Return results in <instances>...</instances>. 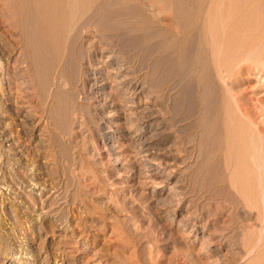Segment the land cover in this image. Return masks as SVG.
I'll use <instances>...</instances> for the list:
<instances>
[{
  "label": "rangeland",
  "instance_id": "rangeland-1",
  "mask_svg": "<svg viewBox=\"0 0 264 264\" xmlns=\"http://www.w3.org/2000/svg\"><path fill=\"white\" fill-rule=\"evenodd\" d=\"M222 1L179 0L183 19L170 11L174 0H121L125 26L103 29L98 16L82 29L76 79L57 88V69L39 78L18 62L19 49L0 53V264H264L262 168L258 198L244 197L232 188L222 145L225 119L235 116L264 140V57L244 59L249 33L264 30V0ZM219 7L228 10L218 45L228 46L220 54L229 62L221 80L210 61L198 62L202 90L187 99V80L167 71L164 55L174 41L187 44L184 20L199 29L204 11ZM29 74L43 90H27ZM18 81L32 120L13 111ZM203 89L232 100L228 112L218 101L207 108ZM36 178L44 189L31 185Z\"/></svg>",
  "mask_w": 264,
  "mask_h": 264
},
{
  "label": "bare ground",
  "instance_id": "bare-ground-1",
  "mask_svg": "<svg viewBox=\"0 0 264 264\" xmlns=\"http://www.w3.org/2000/svg\"><path fill=\"white\" fill-rule=\"evenodd\" d=\"M8 1H9L8 3H7V1H5L6 3L3 5V8L1 6L2 10L0 12V24L1 25L3 24L4 28H5L3 30V32L0 33V45L1 44L3 45L2 48L0 46V48L2 49V51L0 53H2L4 51L12 52L13 49L15 51V48L19 49V51L16 50V53L19 52L18 58H20V60L18 62L23 64V66L27 68V69L25 68L26 71L28 70L29 71L28 73H30L31 75H35V76L38 75L39 76L40 75L39 73H41L42 70L44 71V69L47 70L46 72L49 71L51 74L54 72L53 74L55 75V71L57 69V71H56L57 76L56 77L53 76L54 78L52 77V81L50 83V87H52V88L58 87L57 85L59 84L58 82L61 81L60 79H63L66 81H68V79H71V81L70 80L69 81L73 82L75 75L78 73V71L76 69L77 66H75V65L77 62L79 63V61L81 59L79 58L80 55H78V57H77V55H76L77 51L74 48V46H75V43L77 42L76 37L77 38L79 37L78 35H80L79 34L80 31L82 32V29H84V28L86 29V27H88V26L91 27L96 22L98 16H101L99 25L103 29L104 28L108 29V28H112V27L114 28V27H118V26L124 27L125 23L128 21L126 18V15H125L126 13L124 14L123 13L124 11L121 9V11H123V12H121L119 9L120 4H118V3L121 0H101V1H98V2H101L102 5L101 4L99 5V3L97 5V0H8ZM180 1L182 3V0H180ZM215 1H217V0H215ZM218 1H219L218 2L219 5H220V3L223 2L222 0H218ZM0 3L2 5L1 1H0ZM181 3L179 2V0L178 1L174 0V3H172L173 8L170 11H172L173 14H176L177 17L180 16L181 18H183V17L188 18L186 16H187V14H189V12L187 13V11L181 7L182 6ZM241 4H242V2H241ZM117 5H119V6H117ZM98 6H102L104 11L100 10V7L98 8ZM231 8L229 9V11L231 10ZM225 11H228V10L225 9L224 11H222L220 7L215 8L213 10L204 11L205 13H204L203 18H205L206 21L204 19L205 24H202L203 26H200L199 29L196 27H195L196 29L192 28V26H190V23L188 22L189 23V25H188L187 22H185V20H184V22H182L183 24L181 23L183 25V27L181 28V26L180 25L179 26H180V30H182V34H185V36H183L184 37L183 40L185 41L187 39V41H188V42L186 41L187 44H185L184 42H181V43L185 44V46H182L180 44V40H179L178 43L180 46H177L175 44V41L174 42L172 41L173 44L175 45L174 46L175 48L174 47L173 48L171 47L172 49L169 48L166 51V54L164 55L165 60H167V61L165 62L166 66H165V64H163V65L166 67L167 71L172 72V74H177V75L179 74L180 80H183V81L187 80L186 84H185L186 85L185 86V92H186V95L188 96L187 99H190L192 97V95L194 97L195 96L194 91L195 90L197 91L200 89L199 82L197 80V71H198V67H199L198 62H200L201 60L202 61H210V64H212L213 68L216 71L214 73L217 74L219 80H221L220 74H222V72L224 71L223 69L225 67V64H227V61L229 62L230 58L226 60V58H228L229 56L227 57L226 55H224L226 58H222L223 56L220 54V53H223V51L220 50L222 48V46L220 47L219 45L223 44V42H222L223 40H221L222 43L218 45V43H220L219 41L221 39V38H219L220 37L219 34L223 32L224 28L226 31V27H223V26H225L224 21L227 17V15L224 14ZM231 11H233V10H231ZM234 11H236V10H234ZM102 14H103V16H102ZM227 14H229V12H227ZM233 15H234V13H233ZM177 17H176V19L178 20L179 18H177ZM180 21L181 20L179 19V22ZM255 28H253L252 30L255 31L256 30ZM257 29L259 31L260 27ZM261 29H263V28H261ZM193 30H194V35L192 33ZM254 31H252V33H255ZM190 33H192V34L189 35ZM249 35H252V37L246 38V39H249L246 47L250 44L249 46L251 47V51H250L251 53L248 51L250 54L248 53V55H246V58H244V59L247 60V58H249V57H252L251 59H254L253 57L257 58L258 55H259L258 58H260V57L263 58L264 57V30H261L255 34L249 33ZM221 36H223V33L221 34ZM181 37L182 36H180L178 38L180 39ZM192 38H194L195 40ZM181 41H182V39H181ZM246 42H243V43L246 44ZM232 43H233V41H232ZM243 43H241V44H243ZM226 45H227V43H226ZM239 45H237V46H239ZM243 45H240L241 48ZM243 47L245 48V46H243ZM226 48L224 47L225 50L223 48H222V50H224L226 52ZM248 48H246V49L249 50L250 48L249 49ZM74 49L76 52H73ZM243 51H244V49H243ZM242 52H241V54L245 53V52L244 53H242ZM255 53H256V55L252 56V54H255ZM249 55H251V56H249ZM0 56H2V54ZM9 56H8V58H9ZM82 56H81V58H83ZM231 57H232V55H231ZM241 57H245V56H241ZM18 58H17V60H18ZM0 59H1V57H0ZM6 59H7V57H6ZM76 59H80V60H76ZM251 59H249V60H251ZM44 61L46 62V64L44 63ZM15 62H17V61H15ZM1 63H3V62H1ZM3 64H1V65H3ZM19 64H18V66H19ZM39 65H42L43 67L39 66ZM14 66H16V65H14ZM73 66H75L76 71L74 70ZM226 68H228V67H226ZM15 70H17V69L15 68ZM2 71H0V75L3 74ZM8 72L10 73V71H8ZM46 72H44L43 74H45ZM49 72L46 74L49 75ZM13 73H15V72L13 71ZM36 73H38V74H36ZM30 74H29V76L27 75L28 78L25 82L23 81L25 78L24 79L22 78L23 79L22 81L24 82V84H26L24 86L27 88V90H31V91L43 90L44 89L43 86L40 85L41 81L40 82L38 81L40 76L37 79L38 76L36 78H34L35 76L31 77ZM51 74L49 76H51ZM4 75L8 76L6 73ZM22 75H24V74H22ZM12 76L13 75H11V78H12ZM17 76H16V78H17ZM49 76H44V77H49ZM198 76H199V74H198ZM23 77H25V75ZM41 77H42V75H41ZM172 78H174V77L172 76ZM75 79H74V81H75ZM8 80H9V78H8ZM11 80L13 81V79H11ZM19 80H20V78H19ZM44 80H46V79L43 78V81ZM47 80H48V78H47ZM47 80H46V83L48 84L50 81L49 80L47 81ZM22 81H20V82H22ZM1 82H2V80H1ZM18 82H13V84H12L13 85L12 88L16 92V96H14L15 99L13 100L15 103L14 106L16 107V110H13V111H14V113H15V111H17V115L15 114L18 117L17 121L21 122L22 120L21 119L19 120V118H21V115L24 112L23 108L26 111V109L28 107L27 105L23 106L24 105L23 101H25L26 104H28L29 101L27 102L26 100L29 99L28 95H27V94H29V92L25 89V87L24 88L21 87L23 85L22 83H21L22 84L21 85L20 82L19 83ZM34 83H36V84L38 83V85H40V86H38V85L36 86V84H34ZM218 83H220V81H218ZM222 83H221V85H222ZM4 84H6V83H4ZM224 84H225V82H224ZM44 85H45V83H44ZM47 86H45V87H47ZM69 86H71L70 83H69ZM22 88L28 92V93L25 91L23 92L25 94L27 93L26 94L27 98L24 97L25 100H22V98H23L22 96L25 95V94L24 95L22 94V91H23ZM3 89H4V87H3ZM45 89H47V88H45ZM9 90H12V89L9 88ZM200 90H202V89H200ZM209 91H210V89H209ZM209 91H207L209 94L208 95L206 91L204 93V89H203L204 94H201L202 95L201 97H202L205 105H207V108L209 107L210 110H212L217 105L218 100H216L214 95L210 94L211 91H210V93H209ZM2 92L3 91H1L0 93H2ZM7 95H8V93H7ZM7 95L5 94V96H7ZM9 97H10V94H9ZM216 97L218 98V96H216ZM224 97L225 96L222 95L221 98L220 97L218 98V99H220V101H218V106L222 105L223 107L221 109L225 110L224 111V113H225L226 111L228 112V110H229L228 108H227L228 110L226 109L225 105L228 104L229 101H232V100H229L227 102ZM198 98L200 99V97H198ZM219 102L220 103L222 102V104L219 105ZM12 105H13V102H12ZM232 106H234V105H232ZM11 107H13V106H11ZM25 107H26V109H25ZM228 107H229V105H228ZM236 110L238 111L239 109H236ZM24 113H27L25 118H28L25 120H30L32 118V116L37 117V115H30L31 116L30 117L28 115V111L24 112ZM4 114L5 113H3V116H4ZM40 116H39V118H40ZM235 118H236V116L233 119L227 117L225 119V123H224V142L222 143L223 148H224V153H223L224 154L223 155L224 156V164L228 168V169L226 168V171L227 170L231 171V172L228 171V175L230 172L231 184L233 186L232 188L236 192L238 190L239 192H241V195L248 198L249 195L253 192V190H255L256 186L257 185L259 186L261 184V183L259 184L260 181H259V177H258L260 175V173L262 172V174L264 175V140L261 139L260 136H259L260 139L258 138L260 141L257 140V138L255 139V137L251 134L253 132H250L252 130L246 129V126L243 125L244 123L242 124V122H241L242 119L239 121ZM37 119L38 118H36V120ZM39 121H41V120L39 119ZM39 121H38V124H39ZM22 124H24V123H22ZM21 125L18 124L17 126L21 128L22 127ZM245 125H246V123H245ZM15 126H16V124H15ZM20 128H18L16 131L17 132L16 136H18L17 141H19L21 139L20 138V134H21ZM45 128H46V126H45ZM250 128H252V127L250 126ZM10 136H12V135H10ZM263 137H264V135H263ZM4 139H5V141L8 140V142H9V139H6L5 137H4ZM16 143H14V146L20 142H18L17 144ZM20 149H21V147H20ZM15 152H18V151L16 150ZM256 168H262V171L258 174V172H257L258 170L255 171ZM30 171H32V170H30ZM39 178L38 179L36 178L37 180L36 179L34 180L36 182L32 181L33 183L32 184L30 183L35 189L36 188L38 189L39 186L43 185V184H40L41 182L39 181ZM263 181H264V179H263ZM229 183H230V181H229ZM261 187L262 188H260V187L259 188L261 189V191L263 190L262 193H264V186H261ZM41 188L44 189L45 188L44 185ZM259 190H257V188H256V192ZM256 192H253V193L256 194ZM262 195H264V194H262ZM263 197H260L259 199H257V202H258V200L262 201ZM256 198H258L257 194H256ZM244 199H246V198H244ZM251 199L252 198H250V200ZM251 201H253V199ZM245 202H247V201H245ZM253 202H255V201H253ZM261 220H262V218H261ZM20 263H23V262H20Z\"/></svg>",
  "mask_w": 264,
  "mask_h": 264
}]
</instances>
